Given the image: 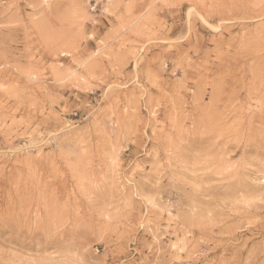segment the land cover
Here are the masks:
<instances>
[{
  "label": "rangeland",
  "instance_id": "374dc122",
  "mask_svg": "<svg viewBox=\"0 0 264 264\" xmlns=\"http://www.w3.org/2000/svg\"><path fill=\"white\" fill-rule=\"evenodd\" d=\"M0 264H264V0H0Z\"/></svg>",
  "mask_w": 264,
  "mask_h": 264
}]
</instances>
